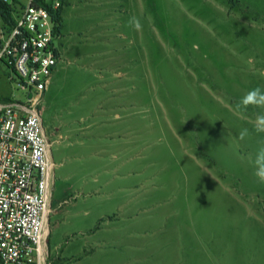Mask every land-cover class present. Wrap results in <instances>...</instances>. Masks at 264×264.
I'll return each instance as SVG.
<instances>
[{
	"label": "rangeland",
	"instance_id": "obj_1",
	"mask_svg": "<svg viewBox=\"0 0 264 264\" xmlns=\"http://www.w3.org/2000/svg\"><path fill=\"white\" fill-rule=\"evenodd\" d=\"M60 18L46 264H264L261 109L233 110L264 89V0H61Z\"/></svg>",
	"mask_w": 264,
	"mask_h": 264
},
{
	"label": "built area",
	"instance_id": "obj_2",
	"mask_svg": "<svg viewBox=\"0 0 264 264\" xmlns=\"http://www.w3.org/2000/svg\"><path fill=\"white\" fill-rule=\"evenodd\" d=\"M3 2L0 72L13 92L0 99V264H46L54 162L40 104L57 66L61 0Z\"/></svg>",
	"mask_w": 264,
	"mask_h": 264
},
{
	"label": "clouds",
	"instance_id": "obj_3",
	"mask_svg": "<svg viewBox=\"0 0 264 264\" xmlns=\"http://www.w3.org/2000/svg\"><path fill=\"white\" fill-rule=\"evenodd\" d=\"M127 23L132 30L139 31L142 29L141 21L135 15L130 16ZM249 108L261 109L252 120L251 131L262 139L259 147L250 155L249 165L257 182L264 184V89L259 87L250 89L233 105V110L236 113H247ZM249 135L250 130L243 128L239 132V140L243 141Z\"/></svg>",
	"mask_w": 264,
	"mask_h": 264
},
{
	"label": "trees",
	"instance_id": "obj_4",
	"mask_svg": "<svg viewBox=\"0 0 264 264\" xmlns=\"http://www.w3.org/2000/svg\"><path fill=\"white\" fill-rule=\"evenodd\" d=\"M7 2H3V0H0V7L5 11L8 12V5L6 4ZM8 16V14H6ZM54 17L57 21V28H55L56 32L58 33V28L60 26L61 23V18H60V7L59 9L54 13Z\"/></svg>",
	"mask_w": 264,
	"mask_h": 264
},
{
	"label": "crops",
	"instance_id": "obj_5",
	"mask_svg": "<svg viewBox=\"0 0 264 264\" xmlns=\"http://www.w3.org/2000/svg\"><path fill=\"white\" fill-rule=\"evenodd\" d=\"M55 71H56V69H55ZM55 71H54V73H55ZM52 75H53V73H52ZM47 91V90H46ZM45 95H46V93H45Z\"/></svg>",
	"mask_w": 264,
	"mask_h": 264
}]
</instances>
